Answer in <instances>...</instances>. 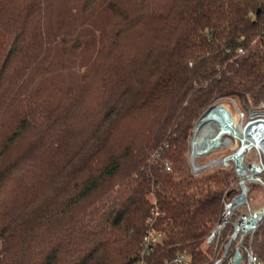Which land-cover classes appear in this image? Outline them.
Here are the masks:
<instances>
[{"label": "trees", "instance_id": "trees-1", "mask_svg": "<svg viewBox=\"0 0 264 264\" xmlns=\"http://www.w3.org/2000/svg\"><path fill=\"white\" fill-rule=\"evenodd\" d=\"M226 97L264 101V0H0V264H135L152 206L156 262L207 263L237 174L188 153ZM246 244L264 261V219Z\"/></svg>", "mask_w": 264, "mask_h": 264}, {"label": "built area", "instance_id": "built-area-1", "mask_svg": "<svg viewBox=\"0 0 264 264\" xmlns=\"http://www.w3.org/2000/svg\"><path fill=\"white\" fill-rule=\"evenodd\" d=\"M224 116L227 115L218 112L217 116L211 119V122L216 123L219 118ZM229 117L231 124L233 122L232 115L230 114ZM252 121L257 122L246 134L229 130V132L217 135L214 144L216 142L218 144L213 149L195 147L193 144L194 135L192 137L190 165L193 174L199 175L204 169L214 166L219 168L231 167L237 174L234 190L229 193L224 201L220 217L205 237V244L213 245V252L205 264H231L236 260H240L241 264H264V261L246 244L247 237L255 232L264 219V201L258 206H253L250 195L253 184H260L264 189V115L258 114L250 118L245 124H240L237 120L241 127H246ZM197 123L194 127V134ZM213 125L211 124L203 132H200L197 141L208 138V134L213 130L211 128ZM219 146L230 149L220 158L200 161L202 157L211 154ZM165 166L168 170L171 169L169 162H165ZM155 211L156 206H152L151 214L147 220L148 227L144 233L135 264H170L169 260H165L163 263L156 262V250L163 234L156 230L153 225ZM228 226L231 228L230 232L226 237H223ZM173 262L175 264H192V258L188 253H178L174 256Z\"/></svg>", "mask_w": 264, "mask_h": 264}, {"label": "rangeland", "instance_id": "rangeland-1", "mask_svg": "<svg viewBox=\"0 0 264 264\" xmlns=\"http://www.w3.org/2000/svg\"><path fill=\"white\" fill-rule=\"evenodd\" d=\"M139 46V45H137ZM131 48H135L136 44L132 43L130 45ZM62 58H64L65 60L69 61V63L72 64V67H75L78 65V61L75 59V57L69 56V55H62L61 53L58 54V57H56L57 61H61ZM77 72L73 69H69L67 68L66 70H61L60 67L56 66V68L54 69L50 82H49V87H48V91L51 93L50 97L52 98V100L56 101L59 97H60V88H67L70 85H73L77 82ZM213 105H217L220 106L221 109L226 112L228 115H232V118H234L237 122L240 124H245L250 118H253L255 116H257L258 114H263L264 115V101L257 103V104H253V103H246L243 101H239L236 98H232V97H226V98H222L218 101H216L214 104H212L206 111L205 114L210 110V108ZM203 114V116L205 115ZM203 116L201 118H203ZM200 118V119H201ZM199 119V120H200ZM198 120V121H199ZM237 122V125H238ZM238 128L242 127L240 125H238ZM194 135V129H193V134L192 137ZM192 141V138H191ZM190 141V151L188 153V161L189 164L191 163V159H190V152H191V146L192 143ZM228 141V140H227ZM229 147H225V146H219L217 149H215L211 154H207V156L202 157L200 159V161H208L212 158H220L223 156V154H225V152L229 151ZM219 167H212V168H207L204 169L199 175H195V176H200L202 174L208 173L210 171L216 170ZM190 169H191V165H190ZM192 172V170H191ZM193 174V172H192ZM236 184V180L234 181ZM233 182V183H234ZM254 185V184H253ZM260 193H258L257 195H259ZM259 197V196H258ZM246 259V257H245Z\"/></svg>", "mask_w": 264, "mask_h": 264}, {"label": "bare ground", "instance_id": "bare-ground-1", "mask_svg": "<svg viewBox=\"0 0 264 264\" xmlns=\"http://www.w3.org/2000/svg\"><path fill=\"white\" fill-rule=\"evenodd\" d=\"M218 112L221 113L223 112V110L221 109L220 106L213 105L206 114L204 113L205 115L203 116L201 121L197 123L194 138H193V144H195V147L198 146V148L213 149L218 144L217 142L216 144H214V141H216L217 139V135L224 133V132H229V130L230 131L236 130L237 132H239V134H244V133L246 134L249 130L253 128L254 123L257 122V121H252L246 127L244 126L241 129V128H238L237 122L234 118H232L233 122H231L230 124L229 121L231 119L229 115L223 112V114L227 116L219 118L218 122L216 123H212L211 119L214 116H217ZM219 116H221V114H219ZM211 124H214L213 127H211L213 128V130L210 134H208L209 135L208 138L206 137L205 139H200L199 141H197V139L200 136V132H203L204 129L207 128L208 126H211Z\"/></svg>", "mask_w": 264, "mask_h": 264}, {"label": "water", "instance_id": "water-1", "mask_svg": "<svg viewBox=\"0 0 264 264\" xmlns=\"http://www.w3.org/2000/svg\"><path fill=\"white\" fill-rule=\"evenodd\" d=\"M231 264H241V261L240 260H236V261L232 262Z\"/></svg>", "mask_w": 264, "mask_h": 264}]
</instances>
